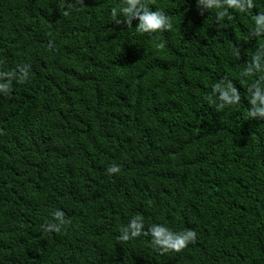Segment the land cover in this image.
I'll return each instance as SVG.
<instances>
[{
	"label": "trees",
	"instance_id": "trees-1",
	"mask_svg": "<svg viewBox=\"0 0 264 264\" xmlns=\"http://www.w3.org/2000/svg\"><path fill=\"white\" fill-rule=\"evenodd\" d=\"M122 2L0 0V71L29 66L0 95V264H264V119L245 98L258 75L240 76L264 0L220 20L145 0L173 24L151 34L116 23ZM224 79L242 102L221 109ZM56 209L70 223L46 232ZM136 215L196 240H118Z\"/></svg>",
	"mask_w": 264,
	"mask_h": 264
},
{
	"label": "clouds",
	"instance_id": "clouds-1",
	"mask_svg": "<svg viewBox=\"0 0 264 264\" xmlns=\"http://www.w3.org/2000/svg\"><path fill=\"white\" fill-rule=\"evenodd\" d=\"M198 10L204 11L216 10L217 20L229 13L230 9L239 12H245L253 8V0H196ZM111 16L117 24L123 23L126 26H132V21L136 20L135 30L141 33H155L173 28L170 17L162 8H151L145 0H123L121 5L112 7ZM255 27L250 35L260 36L264 34V12H257L254 15ZM222 26V24L220 25ZM161 47L163 45H160ZM239 55V53H237ZM258 75L245 91V98L248 100V116L254 119H264V42L255 50L252 58L241 70V78H251ZM29 76V66L25 65L19 68V73L15 70L0 71V95L10 94L12 89V80L17 77L19 81H24ZM212 95L216 97L215 101L209 97L210 103H215L216 107L224 108L234 106L242 102L241 92L237 90L231 79H224L211 85ZM106 171L117 173L120 171L119 164H111ZM53 219L47 220L43 225L44 231L59 232L63 225L70 223L65 217L62 209H56L50 213ZM150 235V245L157 251L164 253L170 250L179 252L190 242H195L196 231L187 229L174 232L163 224L154 223L148 229H144V220L142 216L132 217L126 226L120 229L117 237L120 241H129L142 234Z\"/></svg>",
	"mask_w": 264,
	"mask_h": 264
}]
</instances>
